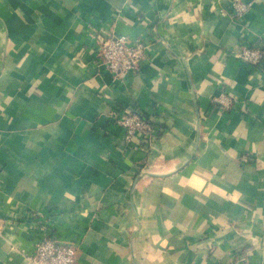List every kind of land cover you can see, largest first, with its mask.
Wrapping results in <instances>:
<instances>
[{
	"label": "crops",
	"instance_id": "crops-1",
	"mask_svg": "<svg viewBox=\"0 0 264 264\" xmlns=\"http://www.w3.org/2000/svg\"><path fill=\"white\" fill-rule=\"evenodd\" d=\"M243 1L0 0V264L30 261L51 212L78 264H264V66L232 52L264 37V0ZM113 31L147 45L127 78L95 65ZM114 103L154 138L127 140Z\"/></svg>",
	"mask_w": 264,
	"mask_h": 264
},
{
	"label": "built area",
	"instance_id": "built-area-1",
	"mask_svg": "<svg viewBox=\"0 0 264 264\" xmlns=\"http://www.w3.org/2000/svg\"><path fill=\"white\" fill-rule=\"evenodd\" d=\"M230 2L231 12L236 16L243 15L249 9V4L243 0H230ZM261 39L258 42L240 39L232 52L254 68L264 66V37ZM94 43L96 67H104L123 78L136 72L139 60L146 55L145 40L126 32L98 33L95 35ZM213 102L215 109H221L229 105L230 96L221 90L214 95ZM109 118L113 124L124 128V136L127 140L134 134H140L144 140L151 141L159 129L152 115L116 103L109 110ZM51 213L48 215L39 213L34 222L27 227L33 243V250L29 254L30 261L27 264H78L77 243L74 240H64L53 231L50 225V220L53 218ZM229 264L250 263L247 260H236Z\"/></svg>",
	"mask_w": 264,
	"mask_h": 264
}]
</instances>
